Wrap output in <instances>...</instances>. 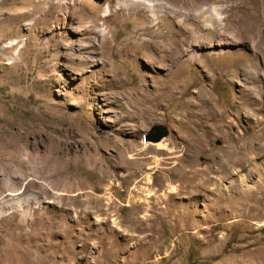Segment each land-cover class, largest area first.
Here are the masks:
<instances>
[{
  "label": "rangeland",
  "instance_id": "374dc122",
  "mask_svg": "<svg viewBox=\"0 0 264 264\" xmlns=\"http://www.w3.org/2000/svg\"><path fill=\"white\" fill-rule=\"evenodd\" d=\"M145 1L0 0V264H264V0Z\"/></svg>",
  "mask_w": 264,
  "mask_h": 264
},
{
  "label": "bare ground",
  "instance_id": "6f19581e",
  "mask_svg": "<svg viewBox=\"0 0 264 264\" xmlns=\"http://www.w3.org/2000/svg\"><path fill=\"white\" fill-rule=\"evenodd\" d=\"M123 1V3H128L129 1H130V3H134V4H136V5H138L139 7H144V8H147L148 10H154V11H158L159 13H169L170 15H172L171 13H172V11H170V10H168L167 8H165V7H163V6H155L152 2H149V1H143V0H121V2ZM242 2V3H241ZM241 4H242V6H244V5H249L252 9H253V11H255V6L254 5H252L253 4V2H254V0H241ZM133 4V5H134ZM135 5V6H136ZM137 6V7H138ZM236 6H238V4H236ZM235 6V7H236ZM230 8H232V7H230ZM257 13V12H256ZM255 15V14H254ZM216 18H217V16H216ZM219 22V21H218ZM240 25V27H238L239 29H241L242 30V33L245 35V37H247L249 34H251V32H250V29H248V28H245L243 25H241V24H239ZM240 30V31H241ZM237 31V30H236ZM256 33L255 32H253L252 33V36L254 37V35H255ZM169 56H171V57H173V55H169ZM155 57V58H154ZM154 57H152L151 58V60H152V62H156V60H157V57L159 58V55H156V56H154ZM258 124V123H257ZM253 128V127H252ZM227 140V139H226ZM257 141V140H256ZM254 142V141H253ZM251 143V142H250ZM258 147V146H257ZM256 147V148H257ZM236 150V149H235ZM261 150V149H260ZM256 154V153H255ZM258 154H259V151H258ZM226 155V154H225ZM215 169V168H214ZM219 172V171H218ZM74 194H77V193H74ZM73 195V194H72ZM21 200H17V203H19Z\"/></svg>",
  "mask_w": 264,
  "mask_h": 264
},
{
  "label": "water",
  "instance_id": "95a60500",
  "mask_svg": "<svg viewBox=\"0 0 264 264\" xmlns=\"http://www.w3.org/2000/svg\"><path fill=\"white\" fill-rule=\"evenodd\" d=\"M166 130L159 126V125H155L153 126L149 133H148V140L152 141V142H155V141H158L160 140L163 136L166 135Z\"/></svg>",
  "mask_w": 264,
  "mask_h": 264
}]
</instances>
